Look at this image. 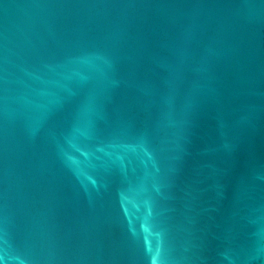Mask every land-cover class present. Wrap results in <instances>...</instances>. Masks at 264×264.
Segmentation results:
<instances>
[{
	"label": "water",
	"instance_id": "1",
	"mask_svg": "<svg viewBox=\"0 0 264 264\" xmlns=\"http://www.w3.org/2000/svg\"><path fill=\"white\" fill-rule=\"evenodd\" d=\"M0 264H264V0H0Z\"/></svg>",
	"mask_w": 264,
	"mask_h": 264
}]
</instances>
